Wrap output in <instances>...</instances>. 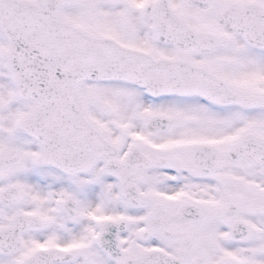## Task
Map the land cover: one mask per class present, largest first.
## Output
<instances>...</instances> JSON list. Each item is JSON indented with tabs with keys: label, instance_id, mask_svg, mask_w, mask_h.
Listing matches in <instances>:
<instances>
[{
	"label": "snow or ice",
	"instance_id": "1",
	"mask_svg": "<svg viewBox=\"0 0 264 264\" xmlns=\"http://www.w3.org/2000/svg\"><path fill=\"white\" fill-rule=\"evenodd\" d=\"M0 264H264V0H0Z\"/></svg>",
	"mask_w": 264,
	"mask_h": 264
}]
</instances>
